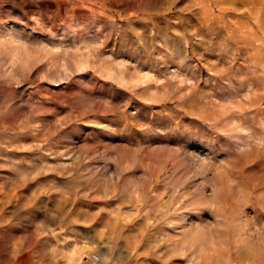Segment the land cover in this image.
Returning <instances> with one entry per match:
<instances>
[{"label":"rangeland","instance_id":"rangeland-1","mask_svg":"<svg viewBox=\"0 0 264 264\" xmlns=\"http://www.w3.org/2000/svg\"><path fill=\"white\" fill-rule=\"evenodd\" d=\"M96 255L264 264V0H0V264Z\"/></svg>","mask_w":264,"mask_h":264},{"label":"built area","instance_id":"built-area-1","mask_svg":"<svg viewBox=\"0 0 264 264\" xmlns=\"http://www.w3.org/2000/svg\"><path fill=\"white\" fill-rule=\"evenodd\" d=\"M92 260L95 262V264H102V263H101V258H99L98 255L93 256V257L91 258V264H93Z\"/></svg>","mask_w":264,"mask_h":264}]
</instances>
